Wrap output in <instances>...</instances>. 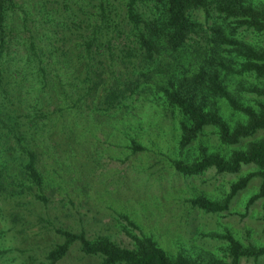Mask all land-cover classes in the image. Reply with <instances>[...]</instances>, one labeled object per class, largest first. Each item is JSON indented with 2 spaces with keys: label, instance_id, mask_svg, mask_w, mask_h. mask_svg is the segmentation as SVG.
Masks as SVG:
<instances>
[{
  "label": "trees",
  "instance_id": "16d2710c",
  "mask_svg": "<svg viewBox=\"0 0 264 264\" xmlns=\"http://www.w3.org/2000/svg\"><path fill=\"white\" fill-rule=\"evenodd\" d=\"M250 31L256 40L246 39ZM252 78L264 80V0H0V187L27 181L47 202L39 156L56 153L66 141L78 143L86 132L80 127L101 124L95 116L129 112L139 100L156 104L155 110L162 105L155 111L162 119L175 113L188 119L185 141L213 126L222 142L235 143L264 130V86L256 109L238 91ZM217 99L228 100L249 125L230 135L217 111L207 109ZM54 136L65 142L52 143ZM131 136V152L143 150L137 133ZM245 164L263 171L264 210V139L229 161L212 155L173 167L197 174L210 167L235 172ZM248 180L234 185L232 194ZM227 203L195 205L218 212ZM57 232L64 240L47 253V264L74 243L102 257L101 264H195L170 257L146 236L134 235L130 249L104 236L90 240L83 231ZM229 254L238 264L242 256L264 255V246L242 249L232 242Z\"/></svg>",
  "mask_w": 264,
  "mask_h": 264
},
{
  "label": "rangeland",
  "instance_id": "374dc122",
  "mask_svg": "<svg viewBox=\"0 0 264 264\" xmlns=\"http://www.w3.org/2000/svg\"><path fill=\"white\" fill-rule=\"evenodd\" d=\"M246 39L257 38L250 31ZM243 85L238 91L254 108L264 80L252 78ZM232 97L243 101L234 90ZM217 100L207 109L217 111L230 135L249 125L228 100ZM153 104L139 100L129 112L97 115L95 121L101 124L80 127L79 132H86L78 143L66 141L56 153L39 156L47 202L38 198L40 189L27 181L22 187H0V264H47V253L64 240L57 229L83 231L90 240L108 237L130 249L134 235L146 236L170 257L195 264H232V242L242 249L264 246L261 169L245 164L235 172L210 167L183 174L173 167L174 162L191 165L212 155L229 161L264 139V130L226 143L216 128L205 126L196 138L185 141L182 126L191 127L190 121L177 113L162 119L155 111L164 107L155 110ZM134 133L144 148L132 153L128 140ZM62 139L54 136L50 141L62 143ZM247 177V183L232 194L233 186ZM198 200L228 203L226 209L213 212L196 206ZM101 263L102 257L84 254L74 243L55 264ZM238 264H264V255L242 256Z\"/></svg>",
  "mask_w": 264,
  "mask_h": 264
}]
</instances>
